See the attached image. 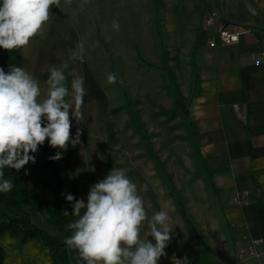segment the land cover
<instances>
[{"label":"crops","instance_id":"1","mask_svg":"<svg viewBox=\"0 0 264 264\" xmlns=\"http://www.w3.org/2000/svg\"><path fill=\"white\" fill-rule=\"evenodd\" d=\"M82 1L60 0L43 34L14 50L23 60L15 66L40 84L46 71L36 72L30 61L42 59L40 50L68 26L70 39L83 40L86 49L82 64L72 63L73 75L97 83L111 73L137 84L141 139L131 141L127 157L86 165L74 178L80 197L113 167L129 169L149 218L168 200L174 205L171 240L158 264L175 258L186 264H264V0ZM212 11L248 31L235 44H219L216 24L203 27ZM114 19L119 31L112 28ZM8 53L3 50L0 58ZM96 69L104 72L101 77H94ZM46 193L38 197L50 204L53 195ZM31 221L66 244L48 222L34 215ZM147 231L145 222L142 238ZM6 237L4 264H53L39 240ZM252 240H261L258 255L239 261L237 248ZM61 250L63 264H85L77 250Z\"/></svg>","mask_w":264,"mask_h":264},{"label":"clouds","instance_id":"2","mask_svg":"<svg viewBox=\"0 0 264 264\" xmlns=\"http://www.w3.org/2000/svg\"><path fill=\"white\" fill-rule=\"evenodd\" d=\"M65 3L71 4L72 0ZM52 6L60 8V0H0V48L20 50L42 35ZM112 28L119 31L118 20L112 21ZM83 51L81 42L71 50L70 58L82 59ZM68 67L67 63L50 66L43 92L23 67L12 65L7 72L0 68V178L5 168L19 171L30 161L35 163L31 153H36L46 140L51 147L63 151L69 144L75 147L80 143L79 128L75 137L71 136L70 115L77 123L84 119V77L76 75L69 84L64 71ZM116 79L111 73L107 75L109 84ZM61 155L57 152L49 159L59 160ZM129 171L113 167L90 187L86 202L71 194L65 197L72 204V212L65 210L63 214L77 217L68 224L72 234L65 237V243L78 251L85 264H158L166 255L174 228L169 212L174 205L168 200L149 218L137 184L128 177ZM13 188V180H0V192L8 193ZM143 190H147L146 185ZM145 222L148 231L142 238Z\"/></svg>","mask_w":264,"mask_h":264},{"label":"rangeland","instance_id":"3","mask_svg":"<svg viewBox=\"0 0 264 264\" xmlns=\"http://www.w3.org/2000/svg\"><path fill=\"white\" fill-rule=\"evenodd\" d=\"M77 2L83 3L82 0H77ZM78 13L79 15L82 14V9H80ZM65 28L66 31L63 33L64 36H61L60 39L58 38L56 41H52V43H46L45 48L40 50L42 59H39V61H30L32 65H34L33 67L36 72L46 71L42 72L44 73L43 76H40L42 82H40V84H45V86L40 85L42 92L46 89L45 82L49 75L48 70L50 66L55 65L59 67L61 64L67 62L69 67L64 71L68 77L69 84L74 76H82V74H72L71 69L75 63V59H71L70 57L71 50L75 49L81 42H83V52H85L86 49L84 41L80 39L77 41L73 36L70 39V35H68L69 27L66 26ZM71 28H73V26H71ZM3 50L4 49L0 48V53H2ZM134 56H136V54H134ZM111 57L115 59L116 56L112 53ZM82 60H84L83 56L82 59L78 60L80 64H82ZM32 65L30 66L31 69ZM114 65L116 66V64ZM103 73V71H98L96 69L94 77H101L100 75H103ZM132 73L133 72H129V76L135 78L134 75L132 76ZM86 81L87 83H84L86 94L83 98L84 103L82 106L84 119L82 122L77 123L75 118L70 115L72 122L70 130L71 136L74 138L76 130L79 128L81 130L80 143L75 147L69 144L67 151L58 149V152L62 153L61 158L57 160L58 167L60 168V174L62 175L63 167L69 164L67 174L71 180H74V178L80 179L81 174L84 172V168L90 163L100 160L108 161L114 159L115 157H127L131 151V141L135 140L136 137L141 139L142 135L140 132L141 128L138 123L139 118L134 111L138 103V99L136 98L137 84L135 85L130 80H124L121 82L119 75L117 76L116 82L113 84H109L108 82L91 83L89 79ZM164 88H167V84L161 86L162 90H165ZM170 115V112L164 115L167 122L172 120V118L169 117ZM31 154L35 156V163L30 161L19 171L10 168L7 170L11 175L23 173L29 179V191L39 197L43 196L41 198L44 199V196L47 193L42 191V188L38 183V178L47 177L53 181L54 179L48 165L45 164V153L42 146H38V151ZM83 192V199H86L87 192H85V190H83ZM79 199H81L80 194ZM6 235L11 237L7 233H4L0 237V247L4 252L2 264H4V261L6 262L8 254V242ZM51 261L55 264L52 258Z\"/></svg>","mask_w":264,"mask_h":264},{"label":"trees","instance_id":"4","mask_svg":"<svg viewBox=\"0 0 264 264\" xmlns=\"http://www.w3.org/2000/svg\"><path fill=\"white\" fill-rule=\"evenodd\" d=\"M20 62H23V60L13 50L0 61V68L7 72L10 66ZM42 148L45 153V164L48 165L54 181L43 177L38 178V183L43 192L52 193L53 199L49 204L38 196L31 194L28 190V178L23 173L12 176L5 168L3 170L4 176L0 180H13L14 188L8 193L0 192V237L7 233L11 237L20 238L23 242L27 239L35 238L41 241L44 247H47L55 264H63L61 249L67 245L59 243L55 236H52L32 222L31 216L34 215L37 219L48 222L59 232L61 231L65 237H68L72 234L68 224L75 221L77 217L63 214L65 210L69 213L72 212V204L65 197L71 194L76 199H79V192L76 182L68 177L67 169L69 164L63 167L61 175L57 160L49 159L56 155L58 148L51 147L47 140L42 145ZM3 259L4 252L0 247V264H2Z\"/></svg>","mask_w":264,"mask_h":264},{"label":"built area","instance_id":"5","mask_svg":"<svg viewBox=\"0 0 264 264\" xmlns=\"http://www.w3.org/2000/svg\"><path fill=\"white\" fill-rule=\"evenodd\" d=\"M207 3H210V0H205ZM216 24L217 30V40L221 45H232L238 42L239 36L241 34L246 33L248 30L240 25L231 26L230 23L217 12L212 11L205 15L203 20V27L209 28ZM214 43L211 40V44ZM237 203H241V199L239 197H235L233 199ZM261 240H252L250 244L246 245V247H238L236 250V257L239 261H243L248 257L257 256L258 255V247L260 246ZM172 264H186L182 258H175Z\"/></svg>","mask_w":264,"mask_h":264}]
</instances>
